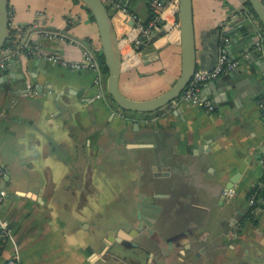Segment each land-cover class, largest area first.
Masks as SVG:
<instances>
[{
  "label": "crops",
  "instance_id": "0c3cea01",
  "mask_svg": "<svg viewBox=\"0 0 264 264\" xmlns=\"http://www.w3.org/2000/svg\"><path fill=\"white\" fill-rule=\"evenodd\" d=\"M104 2L123 93L148 99L171 87L182 67L176 6L167 4L159 28L139 38L137 21L156 18L154 0ZM9 12L11 34L0 52L12 67H0V215L11 226L3 257L264 264V52L247 0H193L198 66L215 63L218 34V50L224 45L239 61L201 84V98L214 108L177 99L147 117L98 96L108 94L107 70L85 1L9 0ZM20 44L32 53L18 52ZM84 46L99 70L51 58L79 61Z\"/></svg>",
  "mask_w": 264,
  "mask_h": 264
},
{
  "label": "water",
  "instance_id": "95a60500",
  "mask_svg": "<svg viewBox=\"0 0 264 264\" xmlns=\"http://www.w3.org/2000/svg\"><path fill=\"white\" fill-rule=\"evenodd\" d=\"M93 12L100 30L102 53L105 58L107 67V91L115 103L126 111L132 113H140L149 116L153 112L159 111L162 107L171 104L178 99L188 84L190 83L195 71L197 70V42L195 32V22L193 13V0H179L178 16L181 27V45H182V67L181 73L177 81L164 92L148 99H134L126 94L120 88V73H121V54L118 49L117 42L114 37L113 25L111 21V12L104 0H83ZM259 21L264 27V0H247ZM162 22V21H161ZM165 33V30L161 31ZM218 33V32H217ZM216 33V34H217ZM11 34L10 28V12L9 0H0V52L7 46ZM156 36L152 37L154 40ZM215 44L211 43L215 50V63L212 66H203L212 69L218 59L220 42V34L214 39ZM7 53V52H6ZM6 53H3L6 54ZM1 55L0 57H2ZM44 59V58H40ZM20 64L19 61H17ZM9 64V63H8ZM3 66L4 69L11 65ZM218 84L220 81H216ZM223 82V81H222ZM10 174H6L4 179H9ZM237 175L233 176L232 181L236 180ZM150 210L151 215L155 216L159 206L152 204ZM134 232V231H133Z\"/></svg>",
  "mask_w": 264,
  "mask_h": 264
},
{
  "label": "built area",
  "instance_id": "2783aa9c",
  "mask_svg": "<svg viewBox=\"0 0 264 264\" xmlns=\"http://www.w3.org/2000/svg\"><path fill=\"white\" fill-rule=\"evenodd\" d=\"M167 4H174L176 6V10L178 13L179 8V0H154V12H155V19H153L148 25L145 26L144 23L141 21H137L136 28L138 29V35L140 38V35L142 36H148L152 29H157L161 25V18L164 17L165 11L167 9ZM253 14H247L248 18L253 19ZM135 18L133 14L127 13V18ZM261 26V25H260ZM255 44L257 48H259L261 51L264 52V30L261 26L257 29L256 32V40ZM19 51L25 52V54L32 53L33 49H29L27 47V44L21 45L19 47ZM51 58L55 62H59L60 64L73 68V69H84V68H92L95 70H99L100 64L97 60L95 54L91 50V48L84 46L83 48V58L79 61L76 60H67L63 58L58 53H53L51 55ZM4 58L0 57V67L4 65ZM237 60L232 59L229 57L227 53L226 47L223 45L219 50V55L217 62L215 66L212 69L206 68V67H199L195 71L190 83L182 93V95L178 98L180 100L194 102V103H200L203 104L207 110H212L214 108V104L211 99L203 100L201 98V84L207 80H211L214 78H217L222 73L226 72L227 70H231L235 68L238 65ZM105 91V90H104ZM98 96H102L104 100H109V94L107 92L100 91L98 93ZM177 100V99H176ZM175 101V100H174ZM261 104L264 105V94L260 100ZM3 174V170L0 167V177ZM4 191L0 188V201L4 197ZM11 238V226L7 219L2 218L0 215V239L2 240H9ZM8 264H20L18 260V253L17 251L12 253L8 259Z\"/></svg>",
  "mask_w": 264,
  "mask_h": 264
},
{
  "label": "trees",
  "instance_id": "16d2710c",
  "mask_svg": "<svg viewBox=\"0 0 264 264\" xmlns=\"http://www.w3.org/2000/svg\"><path fill=\"white\" fill-rule=\"evenodd\" d=\"M247 7H248L249 11L251 12V14H253L256 18H258L256 13L254 12L253 8L251 7V4L248 1H247ZM260 24L263 27L261 22H260ZM263 30H264V27H263ZM98 58L100 60L101 65L104 67L105 70H107L103 53H99ZM5 246H6V241L0 239V261H1L2 255L4 254ZM0 264H8V261L5 260L4 262H2Z\"/></svg>",
  "mask_w": 264,
  "mask_h": 264
},
{
  "label": "rangeland",
  "instance_id": "374dc122",
  "mask_svg": "<svg viewBox=\"0 0 264 264\" xmlns=\"http://www.w3.org/2000/svg\"><path fill=\"white\" fill-rule=\"evenodd\" d=\"M3 255H4V254H3ZM3 255H2V257H1V261H0V263L4 262V261L7 260L8 257H9V256H7V257H3Z\"/></svg>",
  "mask_w": 264,
  "mask_h": 264
}]
</instances>
